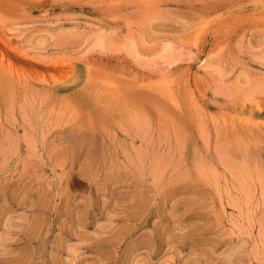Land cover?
<instances>
[{
  "label": "rangeland",
  "instance_id": "obj_1",
  "mask_svg": "<svg viewBox=\"0 0 264 264\" xmlns=\"http://www.w3.org/2000/svg\"><path fill=\"white\" fill-rule=\"evenodd\" d=\"M0 264H264V0H0Z\"/></svg>",
  "mask_w": 264,
  "mask_h": 264
}]
</instances>
